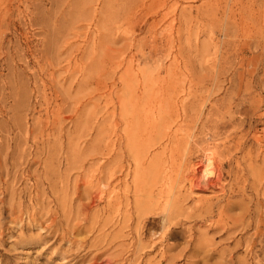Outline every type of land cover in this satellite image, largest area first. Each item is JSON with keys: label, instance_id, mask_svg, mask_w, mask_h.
<instances>
[{"label": "rangeland", "instance_id": "rangeland-1", "mask_svg": "<svg viewBox=\"0 0 264 264\" xmlns=\"http://www.w3.org/2000/svg\"><path fill=\"white\" fill-rule=\"evenodd\" d=\"M0 264H264V0H0Z\"/></svg>", "mask_w": 264, "mask_h": 264}, {"label": "bare ground", "instance_id": "bare-ground-1", "mask_svg": "<svg viewBox=\"0 0 264 264\" xmlns=\"http://www.w3.org/2000/svg\"><path fill=\"white\" fill-rule=\"evenodd\" d=\"M206 158H209L207 155H206ZM201 165H203L206 169L202 172V175H203V177H205L206 178V180L210 177V175H213V176H216V175H219L218 173H216L217 171L215 170V169H213V168H209V165H210V163H209V165H206V164H204V161H202L201 162ZM202 166V167H203ZM213 166V165H212ZM198 167H200V165H197V166H194V167H190V169H191V179H190V182H192V180H193V177L196 175V172L199 170V168ZM215 168V167H214ZM189 169V170H190ZM216 178V177H215ZM216 179H218V178H216ZM213 183V182H212ZM213 184H216V183H213Z\"/></svg>", "mask_w": 264, "mask_h": 264}]
</instances>
